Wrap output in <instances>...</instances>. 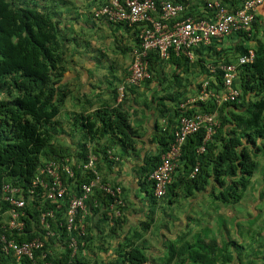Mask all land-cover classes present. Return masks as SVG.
<instances>
[{"label":"trees","instance_id":"1","mask_svg":"<svg viewBox=\"0 0 264 264\" xmlns=\"http://www.w3.org/2000/svg\"><path fill=\"white\" fill-rule=\"evenodd\" d=\"M107 1L0 0V239L5 235L21 243L41 237L45 244L35 253L37 264L49 261L64 264L71 258V250L68 247L61 249L58 242L66 237V232H59L57 223L50 218L55 236L46 237L45 229L40 226V213L55 204L42 201L41 188H36L37 194L32 195L36 197L34 200L28 198L34 178L49 161L68 158L70 162H67L74 169L73 176L63 175L67 192L60 202L63 209L56 212V217L64 220L70 198L80 195L82 186L96 176L94 169L78 167L90 154L98 156L96 170L103 182L109 180L114 185L121 183L110 178L112 163L116 161L108 157L107 151L115 148L121 163L132 155L140 159L136 173L140 191L144 193L141 200L146 202L143 210L135 208L131 196L126 195L127 189L122 187L125 206L116 208L121 215L115 216L111 224L109 213H114L111 211L114 197L95 187L86 201L90 213L87 235L80 241L73 261L74 264H147L150 257L143 244L144 237L155 223L156 209L163 205L162 201L176 203L184 190L191 196L194 190L202 192L210 188V195L216 201L240 203L256 175L257 156H264V18L259 14L260 9L249 31H237L221 41L213 39L210 44H201L192 49L193 59L173 51L165 59L159 50L150 51L151 78L142 84L143 91L140 86L128 83L120 98V84L115 80L108 83L109 75L103 74L100 79L93 80L94 73H90L92 80L87 85L79 83L77 68H72L74 57L81 53L88 55L95 41L90 32L84 33L83 20L85 23L95 19L115 23L94 15V11ZM220 1L230 12H236L245 0ZM179 2L185 4L181 18L213 19L215 8H210L207 0ZM118 24L134 30V48L138 46L137 25ZM222 41H229L231 47H222ZM81 48L87 49L81 51ZM250 49L254 50L255 59L237 66L234 82L240 90L237 101L218 104L209 99L187 108L180 107L188 97L189 85L194 84V79L200 81L207 77L212 87L221 89L222 67L237 62L239 56ZM169 67L171 71L167 74ZM71 70L76 71L74 76L69 75ZM86 86L90 88L86 90ZM149 90H153L151 94ZM150 110H156L157 119L165 118L166 123L156 122L149 137L145 136L147 128L142 127L146 112ZM214 112H217L219 125L207 142L206 150L198 152L206 137L203 125L186 139L167 193L161 198L156 197L150 175L164 152L175 142L179 119ZM135 120H138L137 124ZM66 137L71 141H66ZM146 139L154 143V148L143 153L141 145ZM197 165L198 172L192 177ZM5 183L18 186L24 192L27 205L21 217L25 222L22 229L10 227V205L3 199ZM138 213L145 215L144 218ZM134 214H137V225L130 227L123 244H118L117 260L107 261L103 255L99 256L94 248L98 246L99 251L103 250L106 243L99 239L97 231L107 235L106 241L110 243L112 238L124 232ZM96 217L98 223L94 227L92 221ZM212 226L210 223L209 235L196 233L192 241L181 247L171 241L166 264L215 263L216 258L211 253L219 250L220 243L215 238L218 234L212 237ZM44 253L48 256L43 259ZM30 262L32 260L26 256L21 261L12 254L0 256V264ZM258 264H264V259Z\"/></svg>","mask_w":264,"mask_h":264},{"label":"built area","instance_id":"2","mask_svg":"<svg viewBox=\"0 0 264 264\" xmlns=\"http://www.w3.org/2000/svg\"><path fill=\"white\" fill-rule=\"evenodd\" d=\"M108 0L105 4L94 11L96 18L105 19L115 23H126L129 26L138 27L139 43L133 49L132 60L129 68L127 82L131 85H140L145 80L151 78L149 71L148 56L150 51L159 50L161 56L167 59L170 52L175 54H185L191 59L194 57L193 48L201 44H210L213 39L221 41L224 37L237 31H249L255 19V15L264 0H245L236 12L230 10L222 4L220 0H207L210 8H215L212 20L187 16L181 18L185 10L183 0ZM255 59L254 50L250 49L247 54L241 55L237 62L224 65L223 86L217 90L210 84V79L203 80L195 94L188 96L180 107L187 108L198 102H205L214 99L216 103L223 104L228 101H237L240 95L239 89L234 86L237 77V66L252 62ZM215 70V67H213ZM125 85L119 88L120 98L124 96ZM217 113H197L195 116H184L181 119V126L175 133V142L162 155L161 162L153 170L150 179L154 182L155 196L161 198L167 193L168 185L172 182L173 174L179 166L182 154V145L186 138L198 132L204 125L206 127V137L204 144L199 151H205V143L210 140L215 127L218 126ZM108 157L116 162L120 161V156L116 154V149L108 151ZM69 159L61 161H49L40 169V173L33 180L28 198L34 200L36 188H41L44 197L42 201L55 204L40 213V226L45 231L46 237L55 236L52 231L49 218L57 223L59 232H66L65 238L58 239L60 248H69L71 258L64 264H74V258L79 251V243L87 235V219L89 216L86 201L94 188L114 197L109 213L111 224L115 216H120L121 211L116 209L118 206H125L122 198L123 189L121 185H114L111 181L103 182L101 174L96 170L98 156L90 154L88 160L78 165L79 168L94 169L95 177L90 183L82 186L80 195H73L66 207L64 220H57L56 212L63 209L60 203L67 192V184L63 175H74V169ZM70 162V161H69ZM199 166L194 168L191 176L194 177L198 172ZM3 199L9 203L10 227L22 229L25 222L21 219L24 216L27 201L22 188L5 183L3 186ZM96 219V218H95ZM93 219V223L95 221ZM58 233V232H57ZM44 240L36 237L31 241L17 242L3 235L0 239V256L12 254L21 261L23 257L32 260L29 264H37L35 253L44 247ZM48 255L44 253L41 258ZM46 264H53L47 262Z\"/></svg>","mask_w":264,"mask_h":264},{"label":"crops","instance_id":"3","mask_svg":"<svg viewBox=\"0 0 264 264\" xmlns=\"http://www.w3.org/2000/svg\"><path fill=\"white\" fill-rule=\"evenodd\" d=\"M241 5V4H240ZM239 5V6H240ZM238 7V6H237ZM260 11L259 14H261L264 18V4L259 7ZM113 24V25H112ZM82 25L84 26V33L90 32L92 35L93 40V48L92 51L88 53V55H84L83 53L77 55L74 57L72 64V68H77V71L79 73V83L84 82L88 83L92 80L90 78V73H94V78H101L103 74H106V69H109V76H108V83L115 80L116 83L121 84L124 80L127 79L129 75V68L132 60V50L134 49V30L131 27H126L125 25H119L118 23H109L105 20H92L90 23H85L83 20ZM88 34V33H87ZM115 37V38H114ZM91 40V39H90ZM116 40H119V43H116ZM120 42L122 44H120ZM119 45V46H117ZM133 48H132V47ZM222 47H231V43L229 41H222L221 44ZM130 47V48H129ZM87 48H81L80 50L83 51ZM105 54V55H103ZM98 58L101 59V61L98 60ZM104 67V68H103ZM114 69V71H113ZM74 71L71 70L69 73L70 76H74ZM113 71V72H112ZM171 68L169 67L167 69V74L170 73ZM76 72V71H75ZM112 73V74H111ZM108 75V74H107ZM196 78V77H194ZM107 79V78H106ZM203 78H200V81ZM107 81V80H106ZM199 79L196 78L193 80L194 84L189 85V95H193V93L196 92L197 89V83ZM88 85V84H87ZM157 86V85H156ZM155 86V87H156ZM86 90L90 88V86L85 87ZM154 88V87H153ZM144 86H140V90L143 91ZM151 94V91L149 92ZM146 122L145 126L142 127V129L145 127L146 130H148L145 136H151L154 131V125L156 122L160 123V119H157L156 117V110H150L146 112ZM158 118H160L158 116ZM138 120H135L137 124ZM163 119L161 120V122ZM147 123V124H146ZM139 124H143L139 122ZM66 141L70 142L71 139L66 137ZM154 143L149 142V139L145 140L144 145H141V148L143 149V153L147 152L150 149H153ZM136 155H132L131 157H128L127 159H124L123 163L117 162L112 163L113 165L112 172L110 173V178L117 179L121 186L125 189H127L126 195L131 196L133 199V202L135 204V208L139 210H143L145 201L141 200L144 196V193L141 192L138 179H137V168L140 164V159H137ZM182 191H180L181 193ZM203 194H201V197L203 198L204 195H206V191H202ZM200 194V191L194 190L192 193V196H189V199L192 201L196 197L198 199V195ZM210 194V193H209ZM194 202V201H193ZM195 204L194 207H190L188 210H185V218L180 219L178 217H175L173 219L168 214H166L165 219H162V222H160V234L154 237L153 230L151 228V231L148 234H145L144 237V245L149 248V246H152L154 249L149 251V263L147 264H158L160 260L162 259V254H164V258L167 259V256L169 255L170 249L168 246V242L174 241V243L177 244L178 247H181L184 243L192 241V237H195L197 234H207L209 235L210 230V223L212 224L214 222L212 215L210 213H207L204 211V215H202V220L200 217V220L194 221L192 214L198 210V208H201V211H203V207L207 205H199L197 202L193 203ZM192 204V205H193ZM239 204L240 203H236ZM233 204V205H236ZM174 205V203L170 204ZM197 205V208H195ZM251 212L248 213V218H253L257 216V212L259 211L257 205H251ZM247 210L246 206L243 211ZM168 208H165L163 206H160V208L156 209V219H159L160 216H163L165 212H167ZM238 212L241 211V209L237 210ZM255 212V214H254ZM139 216L142 215L144 218L145 215L142 213H138ZM137 214L131 215L128 221V224L126 227H124V232L120 233L116 237L111 239V242L107 243L106 239L107 235H102V233L97 231V234L99 236L100 240H103L105 245V249L98 250V246L94 248L97 253L99 252V256H102L106 258L107 261H116L117 259V251L118 244L125 241V235L128 234L130 227H134L137 225L136 216ZM240 215L236 216L238 222H237V229H239L241 226L242 229L246 230V226L244 224H240L239 221H244L245 219L243 216L239 217ZM141 217V216H140ZM139 217V218H140ZM169 217V218H168ZM228 217L231 218L232 214L229 212ZM156 222V221H155ZM195 222V223H194ZM199 222L202 227H199ZM98 223V218L96 217L94 223L92 225L95 227ZM206 223V225H205ZM213 228V235L212 237H215V234H218L215 238L217 239V242L220 243L219 250L218 251H212V256H215L216 262H210V264H245L241 260V258H244L243 254L244 252L239 251H232L229 250L230 246L237 248L236 243L238 240L233 237L235 234L234 227L231 228V226L228 225V221L225 223V231H220L221 228H217L212 226ZM241 229V230H242ZM98 230V229H96ZM104 230V229H103ZM106 233V229L104 230ZM220 232V233H219ZM241 231H238V234H240ZM191 233V234H190ZM197 233V234H196ZM107 234V233H106ZM150 238H155L156 244L152 241H150ZM152 239V240H153ZM141 243V241H139ZM153 243V244H152ZM158 248V250H157ZM94 251V252H95ZM103 253V254H101ZM258 253V252H255ZM258 263L264 259V254L257 257ZM155 260H158V263H156ZM162 264V263H161ZM166 264V263H165ZM257 264V263H256Z\"/></svg>","mask_w":264,"mask_h":264},{"label":"rangeland","instance_id":"4","mask_svg":"<svg viewBox=\"0 0 264 264\" xmlns=\"http://www.w3.org/2000/svg\"><path fill=\"white\" fill-rule=\"evenodd\" d=\"M105 69H106V74L109 75V69L107 68ZM64 116L66 117V114H64L63 117ZM70 127L73 128L72 125H70ZM257 162H258V168L256 175L252 179V183L250 184L248 190L246 191L244 198L241 200L240 207L239 204L233 205V204H226L220 201H216L209 194L210 188H207L206 191L207 194L204 195L203 198L201 197V194H203V192H200V194L198 195V199L196 197L192 201L189 199L190 194L188 193V191L184 190L180 195L179 202L174 203V205L170 206L169 201L161 202L163 204L162 206H167L168 210L165 213L162 212V214L164 215L160 216L159 219H157V221L153 224L152 233L153 235H155L154 237L160 234V228L162 227L160 226L161 224L160 222H162V219H165L166 214H168L173 219H175V217L184 219L185 210H188L190 207H194L195 204L193 203L197 202L199 205H207V206L203 207V211H201V208L199 207L198 210L192 214V217L194 221H196V224L197 221L200 220V217L202 220L203 218L202 215H204L203 214L204 211L212 215L214 220V222L212 223L213 226L217 228H221L220 231H223V233L225 231V223L226 221H228V225L231 226V228L234 227L235 230V234L233 235V237L238 240V242L236 243L237 248L235 249L234 247L230 246L229 250H231V252L243 251L244 258H241L239 260H241L245 264H256V263L258 264L259 260L257 257L264 254V156L258 155ZM251 205H257L259 211L257 212V216L246 219L248 217V213L251 212L250 210L252 208ZM245 206L247 210L245 209V211H243L242 209H244ZM195 208H197V205ZM239 209H241L240 212L237 211ZM229 212L232 214L231 218L228 217ZM238 215H240L239 217L243 216V218L245 219L244 221H239V223L244 224L246 226V230L242 229L243 226L237 229L236 224L238 220L236 216ZM199 227H202V225H200V222H199ZM238 231H241L240 234H238ZM152 239L153 238H150V241H152L155 245L156 240L155 238L153 240ZM167 244L169 246L171 243L168 242ZM152 249H154L152 246H149V248L147 247L148 251H151ZM155 261L156 263H158V260ZM161 263L162 264L166 263L164 254H162V259L158 264ZM191 264H202V263L199 261L196 262L192 261Z\"/></svg>","mask_w":264,"mask_h":264},{"label":"clouds","instance_id":"5","mask_svg":"<svg viewBox=\"0 0 264 264\" xmlns=\"http://www.w3.org/2000/svg\"><path fill=\"white\" fill-rule=\"evenodd\" d=\"M206 78H207V77H206ZM206 78L201 79V81H199V85H198V83H197V88L200 86L201 82H202L203 80H205ZM208 79H209V78H208ZM143 83H144V82H142L140 85H136V86H141ZM129 84H130V83H129ZM122 85H128L127 79L125 80L124 83H121V84H120V87H121ZM197 90H198V89H196V91H197ZM239 91H240V90H239ZM189 96H190V95H189ZM208 100H209V99H208ZM208 100H207V101H208ZM207 101H205V102H207ZM182 102H183V101H182ZM182 102H181V103H182ZM231 102H232V101H231ZM233 102H234V101H233ZM214 113H217V112H214ZM210 114H213V113H210ZM183 117H184V116H183ZM162 119H163L162 123H166L165 118H162ZM162 119H160V122H161ZM181 119H182V118L179 119V124H178V128H177L176 132L178 131V129H179L180 126H181ZM217 119H218V115H217ZM218 122H219V119H218ZM218 125H219V124H218ZM216 127H218V126H216ZM176 132H175V133H176ZM188 137H189V136H188ZM188 137H187V138H188ZM187 138H186V139H187ZM210 139H211V138H210ZM185 141H186V140H185ZM185 141H184L183 145L185 144ZM207 142H208V141H207ZM207 142L205 143V150H206ZM203 144H204V143H203ZM203 144H202V145H203ZM183 145H182V147H183ZM202 145H201V146H202ZM201 146H200V147H201ZM170 147H171V145H170ZM170 147H169V148H170ZM200 147H199V149H200ZM199 149H198V152H200ZM203 152H204V151H203ZM164 153H165V152H164ZM182 153H183V150H182ZM201 153H202V152H201ZM181 157H182V154H181ZM120 161H121V159H120ZM120 161H117V162H120ZM117 162H116V163H117ZM140 216L142 217V215H140ZM155 221H157V219H156ZM152 226H153V225H152ZM151 228H152V227H151ZM150 231H151V229H150ZM150 231H149V232H150ZM149 232H148V233H149ZM148 233H147V234H148Z\"/></svg>","mask_w":264,"mask_h":264}]
</instances>
